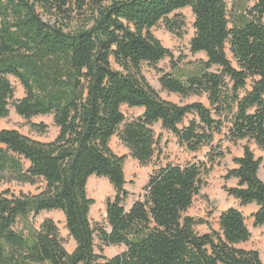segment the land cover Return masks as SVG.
<instances>
[{
    "label": "trees",
    "instance_id": "16d2710c",
    "mask_svg": "<svg viewBox=\"0 0 264 264\" xmlns=\"http://www.w3.org/2000/svg\"><path fill=\"white\" fill-rule=\"evenodd\" d=\"M230 1L232 8L229 0H0V119L13 108L26 120L51 115L58 129L48 143L0 130V183L44 184L33 195L0 192V264H264L258 251L238 246L250 238L239 209L222 211L217 230L187 214L230 145L245 141L223 176L237 183L224 189L241 205L254 203V225H264L262 159L250 148L264 150V0ZM185 7L194 18L190 51L204 59L180 67L152 28L181 30L175 12ZM166 57L162 89L207 103L160 97L142 66ZM10 77L22 97L14 98ZM123 105L143 111L127 119ZM154 124L188 152L207 151L154 168L141 197L125 209V156L109 141L116 135L129 156L150 163L161 141ZM92 175L108 179L115 192L105 201L108 229L90 218ZM53 210L64 215L75 243L70 252L52 219L39 228L29 221ZM203 224L209 230L199 233ZM120 244L123 251L102 253Z\"/></svg>",
    "mask_w": 264,
    "mask_h": 264
},
{
    "label": "rangeland",
    "instance_id": "374dc122",
    "mask_svg": "<svg viewBox=\"0 0 264 264\" xmlns=\"http://www.w3.org/2000/svg\"><path fill=\"white\" fill-rule=\"evenodd\" d=\"M239 2L248 6L254 3V0H238ZM230 8H232V1L229 0ZM178 17H181L183 26L181 30L176 33H170L164 28L162 23L152 28L153 34L160 40L162 45L169 49L173 55V60H176L180 67H185L190 62L204 59V54L191 53L190 40L194 34L193 28V14L189 7L177 10L175 12ZM264 21V19H263ZM170 71V59L166 57L164 60L157 63L155 66H149L144 64L142 66V73L145 79L150 85L156 89L160 97L174 103L185 104L200 100L207 103L204 97H181L175 93L163 90L159 83V77ZM10 81L14 88V98H20L23 96L24 91L18 81L10 77ZM121 110L127 119L133 118L142 113V108L128 107L123 105ZM33 124H42L44 127L34 129ZM13 129L21 133L22 135L42 143H48L55 139L58 129L52 121L51 115L36 116L29 120H26L16 114L13 108L9 109V114L5 118L0 119V130ZM153 130L156 134L161 136L160 145L156 152L154 159L147 164H140L137 160L128 155L127 148L118 140L116 135L112 136L109 141V146L112 151L118 155H124V188L127 191V196L124 200L123 206L128 209L131 204L143 193V186L145 185L149 174L154 168L164 165L166 163H182L191 159L194 156L202 157L203 153L207 151V148H203L202 151L197 153H190L184 147L180 146L174 135L166 130H161L159 124L153 125ZM219 137L216 138V141ZM245 141H239L236 145H230L231 153L227 154L221 163L216 166L213 171L206 178V184L202 188L200 194L195 197L193 204L187 210V214L193 217H203L209 223V226L215 230L218 229V216L219 214L230 208L234 207L239 209L250 231V238L247 242L239 244V247L246 249H253L258 251L260 259L264 262V225H254L252 214L257 210V206L254 203L241 205L238 200L227 194L224 186H235L237 180L230 178L224 180L223 176L226 171L234 167L232 157L234 155L242 154V145ZM224 142V145H227ZM256 158H261L264 162V150L259 148L255 143L250 144ZM260 164L258 175L261 179H264V169ZM25 165L27 163L25 162ZM42 180L38 179L34 184L22 183L17 180H4L0 183V192L8 190V195L20 196L33 195L38 193L43 187ZM87 194L93 199V204L90 208V218L92 223L98 224L105 229H108L107 222L105 220V201L109 197H113L115 192L110 185L108 179L99 176H90L86 185ZM52 219L57 228L58 234L65 249L70 252L73 250L75 243L69 235L66 226L65 218L61 211H42L37 215H30L29 221L35 228H39L44 219ZM19 227V226H17ZM199 233L208 231V225L203 224L196 227ZM125 249L123 244L103 246L102 253L106 257H110L119 253Z\"/></svg>",
    "mask_w": 264,
    "mask_h": 264
},
{
    "label": "crops",
    "instance_id": "0c3cea01",
    "mask_svg": "<svg viewBox=\"0 0 264 264\" xmlns=\"http://www.w3.org/2000/svg\"><path fill=\"white\" fill-rule=\"evenodd\" d=\"M242 155V154H241ZM241 155H235V156H241Z\"/></svg>",
    "mask_w": 264,
    "mask_h": 264
}]
</instances>
